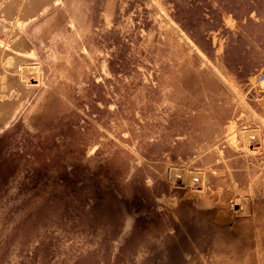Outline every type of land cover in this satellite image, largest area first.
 Returning a JSON list of instances; mask_svg holds the SVG:
<instances>
[{
	"label": "rangeland",
	"instance_id": "374dc122",
	"mask_svg": "<svg viewBox=\"0 0 264 264\" xmlns=\"http://www.w3.org/2000/svg\"><path fill=\"white\" fill-rule=\"evenodd\" d=\"M34 1L17 23L33 86L10 85L29 51L0 59V264H264V147L227 142L264 120V0ZM176 167L217 206L185 205Z\"/></svg>",
	"mask_w": 264,
	"mask_h": 264
},
{
	"label": "bare ground",
	"instance_id": "6f19581e",
	"mask_svg": "<svg viewBox=\"0 0 264 264\" xmlns=\"http://www.w3.org/2000/svg\"><path fill=\"white\" fill-rule=\"evenodd\" d=\"M3 28H4V32H5L6 29L8 28V26H6L5 24H0V31L1 32L3 31ZM0 36H2L4 38V36L2 34H0ZM10 36H12V34H9L4 39H2L0 37V39L3 42H6V40ZM1 45H3V44H0V46ZM0 98L3 101L7 102V99L9 98V94L0 93ZM9 103H10V100H8V105H3V107H1V109H0V125H2L3 122L6 121L7 117H10L11 114L14 113L13 108L10 109ZM252 119H253L252 123L254 120L258 121V124L255 125L256 129H254V130L241 131V130L237 129L236 127H230L229 128L228 134H227L228 144H230L233 147L234 146L237 147V145H238L237 141L239 138V140L243 143V146L246 150L248 149L249 146L255 147V146L259 145L260 147H264V120L261 119L260 117H258L256 114L252 115ZM2 127H4V126H2ZM261 133H263V138L261 137L262 136ZM178 167H180V166H178ZM200 171H202V170H200ZM232 176L233 175L230 174V177H232ZM169 177H170L171 184H173V182H176L179 179V182L181 181L184 184L185 188L191 189L190 191H187V193L185 194V196L183 198V200L187 202V204H188L187 206H189V207L191 206L192 208H194V206H195L196 209H199L200 211L204 210V212H208L211 210V208L216 207L222 198L223 191L221 188L218 189L216 192H213V191H211V189H209L208 187L205 186V182H204L205 174L204 173L189 172L184 167H182L181 169L180 168L177 169V167H176V168L170 169ZM221 177L222 178L220 179L221 180L220 183L221 184L227 183L226 180L223 179V176H221ZM195 188H199L201 192L196 193ZM177 201H178L177 197L175 199L169 198V199L164 200V202L171 207L175 206ZM257 231H258V229H257ZM240 233H241V231H240ZM236 234H238V233H236ZM239 236H240L239 234L236 236L235 235L233 236V238L231 240V244L229 245L232 248V250L233 249L237 250L238 246L241 245L242 236L241 237H239ZM258 239H259V237H258Z\"/></svg>",
	"mask_w": 264,
	"mask_h": 264
},
{
	"label": "crops",
	"instance_id": "0c3cea01",
	"mask_svg": "<svg viewBox=\"0 0 264 264\" xmlns=\"http://www.w3.org/2000/svg\"><path fill=\"white\" fill-rule=\"evenodd\" d=\"M1 4H3L4 7L3 8L0 7V15L2 17L6 18V19H9L10 20V24H6V23L2 22L1 20H0V24H5L6 26H8L7 29L12 34V36H15V32L13 31V29L19 35L17 36L18 37L17 39H15V37H11L10 36L6 40V42H3L0 39V44H3L4 45V46L3 45L0 46V59L3 56H5V54H3V53H6V52L9 53L8 52V50H9V51L14 52L15 54H18L19 58L22 59V60H26L29 57V55H30L31 57H29V58H31L33 61H35L36 59H35V52L33 50V47L24 38L25 37L24 36V33L20 29L21 24H17V23L26 14L27 15H31V14L32 15H35V14H37L38 10L35 7H33V6H35L36 2L34 0H0V5ZM6 37L7 36H4V38H6ZM4 38H2V39H4ZM21 49L24 52L29 51V55L28 54H25ZM25 56L26 57L28 56V57L25 58ZM12 58L15 59V60H13L14 67L15 68H18L20 65L17 62L18 60H16L17 58H15V57H13V55H11V59ZM20 67H23V66H20ZM34 68H39L40 69V67H39V65H37V62L36 61H35V64H32V63L29 64V67H28L27 72H26V77H24L23 75H21V76H19V80H18V78H14V79L10 80V82H11L10 85L11 84H16L17 81H19L18 87H19L20 91H22L24 93V91L28 90V88H29L28 85L29 84H31V85L34 84V83H32V82H34L33 75H32L31 72H29L31 70L33 71ZM3 83L5 85L6 84V80H3ZM17 91L18 90H12V89H10V91H8L7 89H3L2 92H8L10 94H13L12 100H14V102H17L16 105H18V104H20V100L19 99H20V97L22 96L23 93H18ZM10 100H11V97H10ZM230 174H232V172L230 170V167H227L226 170H225V172L223 173V179L224 180H227L230 177ZM220 185L223 188H225V187L228 188V186H227L226 183L220 184ZM233 188H234V190L239 191L237 185H235ZM245 204H246V201H244V200H239V202H237V205L238 206L243 207L242 212H241L242 214L248 213L247 207H246ZM185 205H188V204H185ZM205 213H207V212H205ZM250 217H252V219H250L249 225L250 226H253V228H254L255 233L253 234V237H254L253 240H255V243L257 245L259 243V240H260L259 234L256 233L257 232V229L259 230V228H257V226L262 223L264 217L257 216L255 209H252L251 210ZM262 225L264 227V224H261V226ZM250 226H249V228H250ZM240 231H241V233H240ZM263 231H264V228H263ZM233 232H232V238H233L234 235L236 236V235L239 234L240 235L239 237L242 236L241 242L243 240H245V239H247L246 242L251 241V237H250L249 233H247V232L245 233V231L243 230V228L236 227V228L233 229ZM236 233H238V234H236ZM258 237H259V239H258ZM240 246H238V248H240Z\"/></svg>",
	"mask_w": 264,
	"mask_h": 264
}]
</instances>
